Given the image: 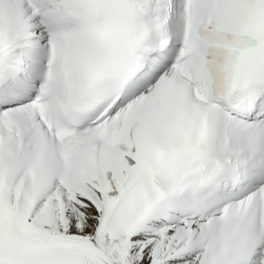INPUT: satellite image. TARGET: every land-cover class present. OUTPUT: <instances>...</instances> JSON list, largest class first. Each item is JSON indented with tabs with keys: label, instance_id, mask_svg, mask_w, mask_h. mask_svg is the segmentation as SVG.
I'll return each instance as SVG.
<instances>
[{
	"label": "snow or ice",
	"instance_id": "obj_1",
	"mask_svg": "<svg viewBox=\"0 0 264 264\" xmlns=\"http://www.w3.org/2000/svg\"><path fill=\"white\" fill-rule=\"evenodd\" d=\"M0 264H264V0H0Z\"/></svg>",
	"mask_w": 264,
	"mask_h": 264
}]
</instances>
